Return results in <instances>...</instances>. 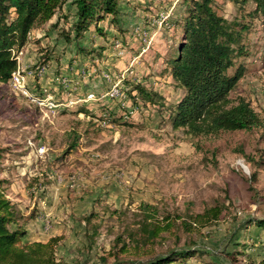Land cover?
Returning a JSON list of instances; mask_svg holds the SVG:
<instances>
[{"label":"rangeland","instance_id":"rangeland-1","mask_svg":"<svg viewBox=\"0 0 264 264\" xmlns=\"http://www.w3.org/2000/svg\"><path fill=\"white\" fill-rule=\"evenodd\" d=\"M72 1L29 32L20 56L21 68L44 67L27 78L42 105L0 83V178L24 240L58 238L57 264H134L187 247L210 254L185 264H256L264 229L246 224L264 217V19L254 2L212 4L246 26V52L235 59L246 70L229 98L248 101L262 123L192 136L168 117L184 93L167 63L183 1L118 0L114 21L106 15L79 38ZM117 82L119 93L108 97ZM136 84L160 99L144 102ZM144 204L156 209L151 239L140 229ZM215 206L217 219L190 218Z\"/></svg>","mask_w":264,"mask_h":264},{"label":"trees","instance_id":"trees-1","mask_svg":"<svg viewBox=\"0 0 264 264\" xmlns=\"http://www.w3.org/2000/svg\"><path fill=\"white\" fill-rule=\"evenodd\" d=\"M182 1L185 11L180 25V37L167 62L172 79L184 91L168 116L172 128H183L192 136H208L222 131L250 130L261 125L262 120L248 101L239 98L232 103L229 98L230 92L246 70L244 64L236 65L235 60L246 52L241 42L242 31L246 26L219 15L213 7V0ZM247 1L234 0L235 3ZM252 1L255 4L253 12L264 19V0ZM63 2L0 0V83L9 82L17 67L13 51L25 45L32 29L51 20ZM72 3L76 9L73 22L76 38L83 37L92 27L99 29L98 22L106 15H111L114 21L119 11L118 0H73ZM134 88L144 102L155 104L160 99L157 92L140 84ZM70 147H74V144ZM251 177L255 178L254 172ZM4 182L5 179L0 178V264H57L54 245L58 238L50 237L46 241L24 240L26 230L19 223L20 212L6 196ZM142 207L146 214L140 229L147 239H151L159 232L158 224L151 220L155 217L156 209L149 204ZM220 213L221 209L215 206L193 214L190 218L194 222L204 223L217 219ZM163 218L167 220L168 216ZM250 226L264 229V217L249 220L246 227ZM134 235L130 233L129 236L133 239ZM136 244L139 245L138 240ZM262 248L264 250V244ZM206 254L210 253L196 247H187L134 264H174L177 261L185 264L193 256L202 257ZM256 264H264V256Z\"/></svg>","mask_w":264,"mask_h":264},{"label":"built area","instance_id":"built-area-1","mask_svg":"<svg viewBox=\"0 0 264 264\" xmlns=\"http://www.w3.org/2000/svg\"><path fill=\"white\" fill-rule=\"evenodd\" d=\"M23 46L20 47L19 49H15L13 51V55L15 56L16 61H17V67H16L15 71L12 72L9 83H10V85L14 91L20 93L21 95L28 97L31 102H35L38 105H42V103L38 100V97H33V94H30L31 92H30L28 85H27V80H28L27 78H29L31 76L34 77L36 75L40 76L44 72V67L41 66L40 62L35 61L33 63V67L21 68L19 62H20V56L24 53V47ZM115 46H119V44L116 43ZM119 90H120V88H119V85L117 82L116 85L115 86L113 85L112 89L107 94L108 97L117 96V94L119 93ZM50 104H52V103H50Z\"/></svg>","mask_w":264,"mask_h":264},{"label":"crops","instance_id":"crops-1","mask_svg":"<svg viewBox=\"0 0 264 264\" xmlns=\"http://www.w3.org/2000/svg\"><path fill=\"white\" fill-rule=\"evenodd\" d=\"M32 31H34V29H32ZM29 239H30L31 241H34V240H40L39 238H36V237L33 238V239H32V237H30ZM43 241H44V239H43Z\"/></svg>","mask_w":264,"mask_h":264}]
</instances>
